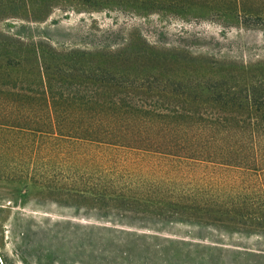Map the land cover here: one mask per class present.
Listing matches in <instances>:
<instances>
[{"label":"rangeland","instance_id":"obj_1","mask_svg":"<svg viewBox=\"0 0 264 264\" xmlns=\"http://www.w3.org/2000/svg\"><path fill=\"white\" fill-rule=\"evenodd\" d=\"M5 2L0 27L18 40L20 62L11 79L34 93L5 97L4 108L47 121L38 66L73 72L65 81L51 74V88L60 81L66 92L98 88L94 80L107 76L97 70H107L115 79L149 83L150 94L133 93L146 105L210 113L216 130L264 134V116L251 125L245 108L255 103L264 113V0ZM99 89L101 101L113 92ZM156 89L166 94L156 97ZM52 108L72 116L107 109ZM41 127L16 131L15 155H0L33 167V181L0 180V244L10 260L24 246L28 264H264V228L250 218L239 225L213 216L264 210V159L241 167L235 164L244 159H223L226 166L180 156L185 151L164 153L149 141L113 145ZM100 180L103 199L93 194ZM235 194L242 198L231 203ZM168 201L180 205L162 203Z\"/></svg>","mask_w":264,"mask_h":264},{"label":"trees","instance_id":"obj_2","mask_svg":"<svg viewBox=\"0 0 264 264\" xmlns=\"http://www.w3.org/2000/svg\"><path fill=\"white\" fill-rule=\"evenodd\" d=\"M8 3L5 0H0V24L5 13H8ZM16 41L14 37L4 33L0 27V155H15L16 147L18 145L16 131L32 130L42 131L41 126H48L52 134L61 137H75L84 140L96 141L99 143H107L113 145H123L120 143L127 142H146L149 141L155 145L156 148H162L163 152L170 153V151H185L183 157L207 160L222 165L228 166L230 163L223 159H244L242 163L235 164L236 166H244L250 162H257L259 159H264V134L257 132L252 128L249 133L244 131H228L226 129L216 130L212 127L214 116L210 113L182 111L179 109H162L159 107H152L146 105L144 101L134 97V91L137 96H144L152 92L151 86L147 82L141 81L136 83L129 80L115 79L111 77L107 70H97L99 73H104L107 78H100L94 80L93 84L101 87L105 91H111L108 100L101 101L99 93L96 90H90L87 87L74 85L71 91L61 88V85L56 82L55 89L51 88L53 77L65 81L66 77L73 72L60 73L55 70L51 71L50 67L46 65L38 66L39 72V88L37 91L41 94L38 102L45 107L47 121L34 120L24 114L15 112L11 108H4L5 97H13L12 101L18 97L31 95L34 92L27 89L24 94L20 88V83L11 78L20 65L17 60V50L13 45ZM43 68V69H41ZM74 71V70H73ZM54 73V74H53ZM81 76L84 74L80 72ZM51 82V83H50ZM100 90V89H99ZM156 97L164 96L166 90L156 89ZM174 96H180L184 99L189 96L184 92L179 93L172 91ZM178 94V95H177ZM196 97L191 100L195 102ZM60 103H70L81 108L88 103H93L99 107L106 106L107 109L95 113L82 112L72 116L67 111H60L52 107H59ZM264 105V102H263ZM225 106V105H224ZM255 103L247 102L245 108L247 110V118L249 124L255 125V122L264 116V113L253 109ZM16 107V106H15ZM241 107L240 104L237 108ZM223 118V117H221ZM197 119V120H195ZM181 122V123H180ZM191 122L186 125L185 123ZM250 139L251 146L245 145L246 138ZM129 142V143H130ZM262 142V143H261ZM151 144V145H152ZM248 144V143H247ZM154 146V145H153ZM222 159V160H218ZM256 169V168H253ZM33 167L24 162H19L13 159L0 160V180L13 181L20 179L21 176L29 178L32 177ZM100 188L94 192L95 196L104 198L107 195L104 189V181L99 182ZM264 186V184H262ZM82 188H89L83 186ZM74 192L87 191L79 187H75ZM264 195V192H263ZM193 198L198 196V193L192 194ZM230 198V196H228ZM228 198V199H229ZM242 196L235 194L231 197V203L239 201ZM136 199V198H135ZM199 201H202L201 199ZM229 201H224L228 203ZM164 204L174 206L180 205L178 202H162ZM195 203V202H192ZM204 203V201L199 202ZM198 203V204H199ZM197 204V203H195ZM234 206V205H233ZM173 212V211H172ZM175 212V211H174ZM185 216H189L188 214ZM213 216L219 217V221L223 223H237L239 225H246V221L250 218L251 221L256 222V226L264 228V210H257L253 212V217L244 211H237L224 209L218 210ZM120 235L127 234L129 236H136L132 233L117 232ZM0 244V264H14L19 261L20 264H28L29 254L25 247H17L14 249L13 255L15 259H9L1 250ZM55 260L51 259L45 263L36 261V264H53Z\"/></svg>","mask_w":264,"mask_h":264}]
</instances>
